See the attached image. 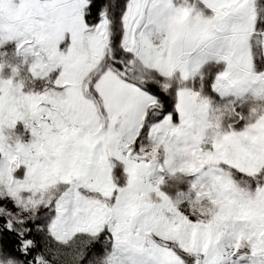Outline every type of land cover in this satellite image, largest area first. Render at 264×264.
Listing matches in <instances>:
<instances>
[{"label": "snow or ice", "instance_id": "obj_1", "mask_svg": "<svg viewBox=\"0 0 264 264\" xmlns=\"http://www.w3.org/2000/svg\"><path fill=\"white\" fill-rule=\"evenodd\" d=\"M0 264H264V0H0Z\"/></svg>", "mask_w": 264, "mask_h": 264}]
</instances>
